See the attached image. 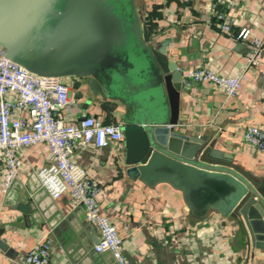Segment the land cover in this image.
I'll return each mask as SVG.
<instances>
[{
  "label": "crops",
  "instance_id": "1",
  "mask_svg": "<svg viewBox=\"0 0 264 264\" xmlns=\"http://www.w3.org/2000/svg\"><path fill=\"white\" fill-rule=\"evenodd\" d=\"M136 5L151 44L164 47L181 71L204 67L235 75L250 51L249 42L238 40V34L247 29L250 39L264 38V0H136ZM216 5L224 21L214 17ZM224 22L231 25L229 32ZM63 81L74 100L67 122L90 115L120 123L123 106L90 93L84 79ZM251 126L264 130V49L260 64L248 70L234 98L207 84L183 86L175 130L188 137L209 136L219 154L231 158L264 190V152L243 139ZM18 154L22 165L7 193L1 190L0 158V264H25L26 255L42 240L49 244V264H116L110 253L94 250L98 231L70 192L52 199L40 186L37 172L52 162L48 145L25 146ZM126 158L124 137L106 148L88 144L72 157L101 187V211L116 226L130 264H264V240L253 246L236 216L215 209L192 211L183 192L171 184L131 179ZM20 203L30 207L28 213L18 208Z\"/></svg>",
  "mask_w": 264,
  "mask_h": 264
},
{
  "label": "water",
  "instance_id": "2",
  "mask_svg": "<svg viewBox=\"0 0 264 264\" xmlns=\"http://www.w3.org/2000/svg\"><path fill=\"white\" fill-rule=\"evenodd\" d=\"M0 52L41 77L84 79L90 93L123 106L131 179L169 183L192 211L233 214L253 246L264 240L260 183L209 136L175 130L182 72L151 44L136 0H0Z\"/></svg>",
  "mask_w": 264,
  "mask_h": 264
},
{
  "label": "built area",
  "instance_id": "3",
  "mask_svg": "<svg viewBox=\"0 0 264 264\" xmlns=\"http://www.w3.org/2000/svg\"><path fill=\"white\" fill-rule=\"evenodd\" d=\"M218 20L224 13L217 7L212 10ZM223 29L231 25L223 23ZM249 42L250 51L242 68L232 76L220 75L208 68L186 69L182 72L183 86L207 84L223 91L227 99L240 92L248 70L261 62L264 38L250 39V31L243 29L237 36ZM71 89L61 78L41 77L10 61L0 52V158L3 160L1 190L7 193L18 178L22 147L45 143L52 153V162L37 172L40 186L52 199L70 192L73 203L83 207L86 220L98 231L94 245L97 253H110L116 264H130L122 251V238L116 226L101 211L98 201L101 187L86 169L72 159L73 155L88 144L99 148L120 142L122 125L106 123L86 115L70 123L73 103ZM24 112L27 116L22 115ZM245 143L264 152V130L251 126L243 134ZM50 248L47 240L39 241L26 255L25 264H49Z\"/></svg>",
  "mask_w": 264,
  "mask_h": 264
}]
</instances>
